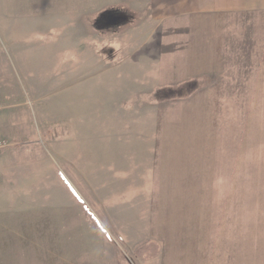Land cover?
<instances>
[{"label": "rangeland", "instance_id": "374dc122", "mask_svg": "<svg viewBox=\"0 0 264 264\" xmlns=\"http://www.w3.org/2000/svg\"><path fill=\"white\" fill-rule=\"evenodd\" d=\"M163 14L0 0V264H181L173 250L219 226L203 202L264 201V128L224 152L188 102L203 31Z\"/></svg>", "mask_w": 264, "mask_h": 264}, {"label": "crops", "instance_id": "0c3cea01", "mask_svg": "<svg viewBox=\"0 0 264 264\" xmlns=\"http://www.w3.org/2000/svg\"><path fill=\"white\" fill-rule=\"evenodd\" d=\"M153 4L163 15H184L193 36L203 31L202 39H192L187 50V69L192 65L202 72L201 78L192 79L195 86L188 102L191 99L202 114L209 112V127L217 119L224 152H236L243 132L248 130L252 141L260 134L258 128H264V0H153ZM263 202H203L207 209L194 213L220 220L217 230H203L201 242L192 236L182 252L173 250L172 257L180 255L174 257L176 263L184 258L181 264H264V204H257ZM242 217L253 222L248 232L241 229Z\"/></svg>", "mask_w": 264, "mask_h": 264}, {"label": "built area", "instance_id": "2783aa9c", "mask_svg": "<svg viewBox=\"0 0 264 264\" xmlns=\"http://www.w3.org/2000/svg\"><path fill=\"white\" fill-rule=\"evenodd\" d=\"M0 108H1V104H0ZM10 146V143L7 141H0V153L2 151H4L6 148H8Z\"/></svg>", "mask_w": 264, "mask_h": 264}]
</instances>
